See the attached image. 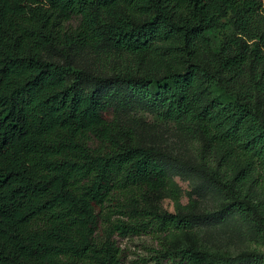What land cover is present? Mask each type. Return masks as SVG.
Returning a JSON list of instances; mask_svg holds the SVG:
<instances>
[{
	"label": "trees",
	"instance_id": "1",
	"mask_svg": "<svg viewBox=\"0 0 264 264\" xmlns=\"http://www.w3.org/2000/svg\"><path fill=\"white\" fill-rule=\"evenodd\" d=\"M160 44L183 70L96 81L198 137L222 211L255 228L259 250L233 258L163 240L155 264L264 263V0H0V264H123L117 236L198 219L148 204L169 182L160 153L84 90L92 75L42 57L105 48L143 60ZM217 148L245 165L212 167Z\"/></svg>",
	"mask_w": 264,
	"mask_h": 264
},
{
	"label": "rangeland",
	"instance_id": "2",
	"mask_svg": "<svg viewBox=\"0 0 264 264\" xmlns=\"http://www.w3.org/2000/svg\"><path fill=\"white\" fill-rule=\"evenodd\" d=\"M173 46L160 44L143 60L112 54L105 48L71 49L64 53L47 50L42 53L43 59L65 65L71 73L85 72L92 75L94 81L84 82V90H95L105 97L112 104V113L136 132L141 145L160 153L159 159L167 170L169 182L163 191L149 196L148 204L163 212L193 213L198 217L187 228H172L163 234L152 229L141 235L117 236L116 240L123 251V264H155L154 251L159 249L163 240L172 248L179 245L221 252L233 258L258 247L255 228L239 215H226L222 211L225 198L205 173L201 158L202 144L198 137L182 123L164 119L123 85L96 81L110 79L116 71L124 72L129 67H140L153 73L165 72L170 67L183 70L181 58L169 50ZM233 152L228 155L223 148H217L216 153L212 150L206 155L214 168L220 162L232 165L238 161L242 166L245 165L247 156L236 148Z\"/></svg>",
	"mask_w": 264,
	"mask_h": 264
}]
</instances>
